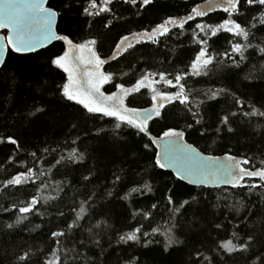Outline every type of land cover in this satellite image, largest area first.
I'll use <instances>...</instances> for the list:
<instances>
[{
	"label": "snow or ice",
	"instance_id": "obj_1",
	"mask_svg": "<svg viewBox=\"0 0 264 264\" xmlns=\"http://www.w3.org/2000/svg\"><path fill=\"white\" fill-rule=\"evenodd\" d=\"M154 2L155 0H65L62 7L57 8L50 3V0H0V73L9 71L7 60L12 53H33L38 49L46 48L54 41L63 42L65 46L63 50L52 53L47 59L50 69L61 70L67 75V81L57 85L56 93L61 100L67 102L64 104L65 109L72 108L74 104L81 106L91 117L99 115L112 118L115 121L116 136L113 140L114 150L124 146L119 139V132L122 126L126 125L135 129L137 135L142 134L148 137L149 142H144L142 149L145 154L152 153L149 157L152 168L173 169L175 179L178 181H186L188 184L197 186H208L210 183L230 185L233 189L246 188L249 194L253 189L264 190V152L261 153V159L257 165L253 163L254 157L250 156L237 157L231 154H225L223 157L205 156L185 140L186 133L190 130L199 132L201 137L207 136L210 128L216 135L243 134L244 129L239 125L234 126L237 118L240 116L264 117V110H262L264 105L256 107L254 103L249 102L246 108L245 100L228 87L200 90L191 87L188 83L192 78L210 76L213 72L225 67L229 70L244 71V68L253 62L254 69H260L259 78L264 79V39L256 36V32L264 31V0H204L203 3H193L190 10L186 9L184 16H168L150 31L132 33L131 38L122 36L115 44L112 55L107 59L98 54L99 37L93 36L81 42H76L74 39L78 34L75 30L80 28L81 22L71 18L73 13L75 17L85 18L89 29L93 27L97 18H100L103 28L109 29L113 20L122 18L116 14L117 5L121 7L139 5L137 9L139 12V8L146 9ZM212 13L226 14V16L219 15L217 23L204 20L206 17L211 19ZM252 13H258V15H251L249 20V14ZM198 18L199 22H197ZM241 18L243 23L238 22ZM189 22H193L194 27ZM60 23H64L66 27L58 30ZM186 25L192 27L190 40L196 48L194 58L184 68H176L173 72L141 71L130 87H125L124 83H116L115 73L102 70L104 65L118 60L129 50L135 49L138 44H159L162 37L173 34L179 39L185 34ZM173 29L179 31L173 33ZM222 34L227 35L223 36L225 47L221 51L214 45ZM254 40L255 43H253ZM249 49L252 51L250 52ZM128 75V72L121 73V77ZM243 79L247 81L256 79L253 70H249ZM105 85L113 86L116 91L105 95L102 91ZM158 85L160 87H157ZM142 89L150 91L151 107L127 106L125 100L134 94H142ZM197 97L200 98L197 99ZM221 100L224 101V111L215 114L213 124H205L201 114L202 107L209 101L220 103ZM176 104L182 105L191 119L187 120L183 127H166L158 136H152L149 131V122L164 118L166 107ZM49 114L53 122L52 126H59L60 121H64L66 128L70 125L68 133L65 134L64 143L67 144L69 142L67 137L72 136L79 127L78 123L72 122L68 116L57 115L51 112L50 107L42 104L37 106L34 103L25 119ZM247 123L251 125L252 122L249 120ZM197 125L200 127L197 128ZM102 131L104 130L98 129L95 135L99 136ZM261 136L264 137V131L261 132ZM80 141L81 136L77 134L70 142L72 145H77ZM4 142L15 145L17 150H20V144L16 138L8 136L5 141L0 137V143ZM60 151L59 144L55 148L48 145L41 150L40 155L37 152H31L29 155L34 161H38L49 154H58ZM53 159L55 164L52 167L63 166L65 169L75 171L76 168L84 167L86 153L72 147L66 156L60 154L58 159L55 156ZM45 162L48 163L46 160ZM246 165L248 167H245ZM86 171L88 174L81 173V183L85 189L83 198L78 202L74 198L70 208L74 216L66 227L49 230L50 236H46V239L51 242L50 246L47 249L34 248L27 241L14 244L0 252V264H97L98 257L95 250L98 249L99 255L104 256V237H108V247L111 248L113 237L109 233L113 231L116 233V243L129 247L141 245L148 248L151 243L158 242L163 244L164 253H169L170 249L183 252L184 248L188 247L187 236L185 239H181L180 236L193 229L190 225L185 228L181 218L197 202V196L190 195V198L177 203L173 190L168 188L167 195L163 196V199L170 213L169 227L162 233L157 227H151V231H148L147 227H150V223L148 226L144 223L152 220L153 211L159 208L157 203L151 204L150 209L132 212L133 220L140 218L137 220L138 226L130 225L129 231L114 230L107 219H95L97 216L103 217L104 213L94 211L98 193L95 190L89 191L88 185L92 183L95 173L92 168H87ZM122 172L123 169L121 172H113L111 188L103 194L105 200L118 195L115 189L117 185L124 182ZM46 175L48 173L43 170L34 171L33 167H28L25 171H19L16 175L5 178L2 186L8 189L29 183L37 185L39 181L37 191H43L47 185L40 178ZM253 178H257L259 183L250 182ZM65 186L68 184L66 183ZM58 190L62 192L63 188ZM152 191L153 187L147 181L136 182V186L131 187L118 198L128 200L133 194L143 196ZM261 194L264 195V191ZM78 195L80 194L77 193ZM56 198L48 196L44 199L47 202ZM224 198L227 199V197ZM40 200L41 197L33 196L19 205L0 206L3 207V212L16 217L12 223L0 227V235L10 236L13 231L22 230L20 226L30 214H40L37 208ZM237 203L243 207L241 202ZM226 206L234 208L237 212L240 210L234 204ZM13 209L16 210L15 213ZM58 215L65 217L63 211H59ZM193 216L195 217V214ZM251 217L256 219H250ZM90 220L92 222L88 223ZM223 227L224 225L219 222L214 224L217 230ZM39 228L40 225H34L30 232L37 231ZM158 235H162L163 240L153 241L152 238ZM201 244L204 245V242L201 241ZM204 247L212 254L205 255L204 251L193 247L192 253L195 254V258H192V253H189V261H181L180 264H228L229 259L232 264H241V262L242 264H264V210L249 209L248 215L234 225L232 239L217 244L214 248H208L206 245ZM141 255L134 252L131 256H118L116 264H143ZM217 256L220 258L217 259ZM104 260L105 264H108L107 256H104Z\"/></svg>",
	"mask_w": 264,
	"mask_h": 264
},
{
	"label": "trees",
	"instance_id": "obj_2",
	"mask_svg": "<svg viewBox=\"0 0 264 264\" xmlns=\"http://www.w3.org/2000/svg\"><path fill=\"white\" fill-rule=\"evenodd\" d=\"M64 2L65 0H50V3L57 8L62 7ZM203 2L204 0H155L154 4L147 6L146 9L139 8V12H137L139 5L137 7L117 5L116 14L122 18L113 20L109 29L103 28L100 18H97L93 27L89 29L85 18L75 17L73 13L71 18L81 22L80 28L75 30L78 34L74 39L76 42H81L93 36L99 37L98 54L107 59L112 55L115 44L122 36L131 38L132 33L150 31L168 16H184L186 9L190 10L193 3ZM253 14L258 15V13L249 14V20ZM219 15L226 16V14L212 13L210 14L211 19L206 17L204 20L209 23H217ZM109 18L111 17L109 16ZM197 22H199V18ZM238 22L243 23V18ZM189 23L194 27L193 22ZM64 27L66 25L60 23L58 30ZM192 27L186 25V32L179 39L173 34L169 37H162L159 44H138L135 49L129 50L118 60L106 64L103 71L115 73L116 83H124L125 87H130L135 83V79L138 78L141 71L173 72L176 68H184L195 56L196 45L190 40ZM178 31V29H173V33ZM224 35L227 34H222L214 45L221 51L225 47ZM256 36L259 39H264V31L256 32ZM255 42L254 40L253 43ZM63 48L62 42H55L46 49L32 54L16 55L12 53L7 60L9 71L0 73V137L6 141L8 136H12L20 144V150H17L15 145L7 142L0 143V206L11 207L13 204L19 205L22 201H28L33 196L41 197L40 203L37 205L40 214H30L20 226L22 230L13 231L10 236L0 235V252L4 248L24 241L32 244L34 248L47 249L51 243L46 239V236H50L49 230L54 231L57 228L66 227V224L70 223L74 216V213L70 211L74 198L77 202L83 198L85 189L81 183V173L88 174L87 168H92L95 173L92 183L88 185L89 191L95 190L98 193L94 211H103L104 213L103 217L97 216L95 219H107L114 230L129 231L131 230L130 225L138 226L137 220L140 218L137 217V220H133L132 212L150 209L151 204L157 203L159 208L153 211L152 220L144 223L146 226L150 223V227H147L148 231H151V227H157L162 233L169 227L170 213L167 211L166 201L163 199V196L167 195L168 188L173 190L177 203L190 198V195L198 197L197 202L181 218V223L185 228L190 225L193 229V231H186L184 235L180 236L181 239H185L186 236L188 239V247L184 248L183 252L170 249L169 253H164L163 244L158 242L151 243L148 248L141 245L129 247L117 244L116 233L113 231L109 233L113 237L111 248L108 247V237H104V256H107L108 264H116L118 256H131L134 252L142 254L140 258L143 264H180L181 261H189V253H192L193 247L201 249L205 255H211L212 253L206 251L204 245L214 248L215 245L232 239L234 225L240 223L241 218L248 215L249 209L264 210V195L261 194L264 190L253 189L249 194L246 188L243 190L233 189L231 186L216 189L194 188L176 180L169 172L153 169L149 160L152 153L145 154L142 149V144L149 142L148 137L142 134L137 135L135 129L126 125L122 126L119 132V139L124 146L119 150H114L113 140L116 139V136L115 121L112 118L99 115L91 117L81 106L74 104L72 108L65 109L64 104L67 102L61 100L56 93L57 85L66 82L67 76L61 70L50 69L47 59L52 53L61 52ZM249 51L252 50L249 49ZM249 70H253L256 79L252 81L243 79ZM259 71V68L254 69L253 62L249 63L244 71L229 70L225 67L213 72L210 76L192 78L188 83L191 87L200 90L228 87L245 100L246 108L249 102L254 103L256 107H261L264 105V79L259 78ZM122 72H128L129 75L121 77ZM104 89L106 93L114 91V87L111 85H105ZM167 90L174 91L173 89ZM141 93L129 96L125 100L127 106L133 108L151 106L150 91L142 89ZM199 98L197 97V99ZM34 103L37 106L42 104L45 107H50L51 112L68 116L72 122L78 123L79 127L72 136L67 137L69 141L67 144L64 143L65 134L68 133L70 125L68 128L64 127V121H60L59 126H52L50 114L25 119ZM224 109L223 100L220 103L209 101L201 111L205 124H213L215 114L224 111ZM190 119V114H186L182 105H168L164 112V118L149 122V131L152 136H158L166 127H183ZM249 120L252 122L251 125L247 123ZM236 125L244 129L243 134L221 133L216 135L210 128L208 135L201 137L199 132L190 130L186 133L185 140L206 155L250 156L254 157L253 163L259 165L261 153L264 152V137L261 136V132L264 131V117L240 116L236 119L234 126ZM98 129L104 131L96 136L95 133ZM77 134L81 136V141L77 145H72L70 141ZM57 144L61 146L60 153L49 154L43 160L34 161L29 155L31 152H37L40 155L44 147L51 145L55 148ZM72 147L86 153L84 167L76 168L75 171L65 169L63 166L52 167L55 164L53 156L56 159L60 154L66 156ZM28 167H33L34 171L43 170L48 173L40 178L47 185L43 191H37L39 181H37V185L29 183L8 189L3 188L2 183L5 178H10L19 171H25ZM72 167L75 168V166ZM121 169H123L124 182L117 185L115 189L118 195L105 200L103 194L108 188H111L110 181L113 172H121ZM66 172L67 174H65ZM143 181L152 185L151 193H145L143 196L133 194L128 200L118 198L131 187L136 186V182ZM250 182L259 183V180L253 178ZM66 183L68 186H65ZM59 188H63V191H59ZM77 193L80 195L77 196ZM48 196L57 198L45 202L44 198ZM238 201L243 204V207L237 203ZM228 204L239 207V212L234 208L227 207ZM3 207H0V227L12 223L16 218L13 214L3 212ZM59 211H63L65 217H60ZM13 212L15 213L16 210L13 209ZM250 219H256V217ZM91 222V220L88 221V223ZM216 222L221 223L224 227L215 229ZM82 223L84 222L82 221ZM37 224L40 225V228L30 232V229ZM152 239L161 241L163 236L158 235ZM201 241L204 242V245L201 244ZM69 246L71 245L69 244ZM95 251L98 257L97 264H105L104 256L99 255L98 249ZM192 258H195L194 253H192ZM219 258L217 256V259ZM225 258L227 259L226 254ZM228 264H232L231 259Z\"/></svg>",
	"mask_w": 264,
	"mask_h": 264
},
{
	"label": "water",
	"instance_id": "obj_3",
	"mask_svg": "<svg viewBox=\"0 0 264 264\" xmlns=\"http://www.w3.org/2000/svg\"><path fill=\"white\" fill-rule=\"evenodd\" d=\"M55 42H60V41H54L53 43H55ZM52 43V44H53ZM52 44H49L47 47H49L50 45H52ZM62 44H63V42H62ZM64 46V45H63ZM46 47V48H47ZM65 47V46H64ZM46 48H41V49H38L36 52H38V51H41V50H44V49H46ZM33 53H35V52H33ZM13 54H16V53H13ZM28 54H32V53H26V54H16V55H28ZM151 106H149V107H147V108H150ZM202 153V152H201ZM203 155H205V156H208V155H206V154H204V153H202ZM225 156V155H224ZM216 157H218V156H216ZM219 157H223V156H219ZM164 171H166V172H169V173H171L174 177H175V174H174V170L173 169H168V170H164ZM181 183H183V184H185V185H187V186H190V187H194V188H205V189H216V188H222V187H230V185H223V184H220V185H216V184H209L208 186H197V185H191V184H188L186 181H180Z\"/></svg>",
	"mask_w": 264,
	"mask_h": 264
},
{
	"label": "rangeland",
	"instance_id": "obj_4",
	"mask_svg": "<svg viewBox=\"0 0 264 264\" xmlns=\"http://www.w3.org/2000/svg\"><path fill=\"white\" fill-rule=\"evenodd\" d=\"M66 76H67V75H66ZM66 81H67V80H66ZM77 83H79V81H77ZM102 91L105 92V89L103 88ZM115 91H116V89L114 88V91H113V92H115ZM113 92H111V93H113ZM111 93H106V92H105V95H110Z\"/></svg>",
	"mask_w": 264,
	"mask_h": 264
},
{
	"label": "flooded vegetation",
	"instance_id": "obj_5",
	"mask_svg": "<svg viewBox=\"0 0 264 264\" xmlns=\"http://www.w3.org/2000/svg\"><path fill=\"white\" fill-rule=\"evenodd\" d=\"M112 62V61H111ZM105 66V65H104ZM104 68V67H103ZM103 70V69H102ZM105 87V86H104Z\"/></svg>",
	"mask_w": 264,
	"mask_h": 264
}]
</instances>
